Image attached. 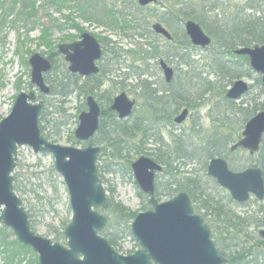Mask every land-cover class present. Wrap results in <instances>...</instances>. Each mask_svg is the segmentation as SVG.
<instances>
[{
	"label": "water",
	"instance_id": "obj_1",
	"mask_svg": "<svg viewBox=\"0 0 264 264\" xmlns=\"http://www.w3.org/2000/svg\"><path fill=\"white\" fill-rule=\"evenodd\" d=\"M158 1L139 0V4L148 6ZM152 30L172 40L171 33L163 25L154 24ZM185 31L196 47L205 49L212 44V39L194 21L186 23ZM58 50L65 56L72 74L84 78L99 74L97 62L102 59L103 50L92 35L84 33L80 41L62 44ZM234 53L249 58L250 67L261 75L264 88V45L239 48ZM29 65L31 84L42 94L50 95L52 90L44 75L52 71V63L34 54ZM160 68L166 83L170 84L175 76L174 69L165 61L160 62ZM249 90V85L240 80L229 89L226 97L238 101ZM36 100L34 92H21L10 115L0 122V225L12 230L21 244L35 252L39 264H227V259L219 254L209 228L195 215L186 193L162 203L156 200V176L163 172V166L147 156L138 158L131 168L137 186L149 196L152 209L138 214L131 225L140 250L128 256L119 254L101 235L108 219L100 211L108 210L110 204L98 174L101 148L91 142L100 128L102 110L99 103L93 96L86 99L87 111L80 114L74 137L78 142L89 144L77 148L64 147L44 138L39 126L43 104ZM135 106L136 101L123 92L115 97L111 110L120 120H126L133 114ZM188 117L189 111L185 109L175 118V124L182 125ZM263 138L264 111L247 122L242 139L231 151L241 148L255 155L261 149ZM22 147L31 148L35 154H50L55 160V170L67 187L73 213L65 230L66 245L54 243L32 230L23 202L14 191L13 174ZM208 174L239 203L248 202L251 195L258 200L264 199V178L258 168L233 172L226 160L215 158L209 164ZM261 237L264 240V230Z\"/></svg>",
	"mask_w": 264,
	"mask_h": 264
},
{
	"label": "trees",
	"instance_id": "obj_2",
	"mask_svg": "<svg viewBox=\"0 0 264 264\" xmlns=\"http://www.w3.org/2000/svg\"><path fill=\"white\" fill-rule=\"evenodd\" d=\"M221 1L226 4L222 5ZM156 5L166 7L165 11L160 13L154 8ZM31 7L33 8L32 4ZM103 17L114 26L135 31L141 38H147L150 41L148 49L146 48L138 55L135 54L140 58V61L154 60L160 62L164 60L169 65L176 62V69H174V80L170 84H167L165 80H160L158 83L150 82L148 79L140 82L138 87L140 93L136 94L140 96L143 103L140 114L134 111L127 120H120L117 114L111 110L113 102L111 95L106 96L104 101L102 94H99L103 85L101 78L105 75V70L102 69L97 76L87 78L84 85L79 86L81 89L75 87L76 83L80 81L77 75H68L65 78L69 81L75 80L76 83L73 82L75 85L73 87L79 95L86 97L91 95L98 98L97 101L102 108L100 128L93 139V142L101 148L98 159V174L101 182L107 184L106 174H123L132 177L131 166L134 160L141 156H148L163 166L162 174L167 178L164 186H160L158 180L156 182L155 196L159 202L165 195L174 197L182 192L187 193L192 198L198 187V176L194 172L187 176L188 171L184 172L185 168L199 166L200 174L206 175L210 160L216 157L227 160L232 153L231 146L240 140L241 136L239 130L231 126V118L220 113L219 123L213 125L210 132H202L203 126L201 125L193 126L194 133L191 135L200 141L187 144L183 142L181 134L176 135L175 133L171 134L170 142L164 140L161 127L170 126L173 128L175 118L185 109L190 112H198L205 104L207 95H212L215 91L213 84L207 79H203L198 71L197 63L193 57L199 48L192 45L185 32V24L194 21L211 37L212 45L210 48L212 52L209 60L213 62L215 72L218 70V74L227 79V86L229 87L242 77H250L252 73L248 58L237 57L234 51L238 48L264 45V0H249L244 6L236 2L232 3V0H159L157 4L146 7L141 6L139 0H123V8L119 9L114 5L107 7ZM154 23L165 26L172 34V40L168 41L156 35L152 31ZM80 31L83 32V30ZM159 40L163 41L164 45H159ZM108 52V49L104 48L105 57L109 55L110 52ZM226 56L236 59V63L243 60V68L242 66H230L231 61L224 59ZM158 63L156 65L159 67ZM146 76L147 74L144 73L140 75V78ZM64 82L57 83L58 89L52 85L50 87L52 94L61 95V97L69 96L72 91L65 94L68 86ZM257 83L260 87L259 95L262 98L264 97L262 82L258 79ZM121 87L123 86L121 85ZM121 90L125 89L121 88ZM252 90L253 87H250V92ZM226 94V88H224L222 95L226 97ZM263 110L264 103L254 104L252 108L245 111L244 121L247 123ZM41 123H43L42 114L40 116L42 135L47 140H55L54 138L58 134L48 133ZM61 126L63 124L60 125L58 122L54 124L56 128ZM195 130L199 131L196 132ZM70 141L77 144L73 135L70 137ZM150 145L154 146L155 149L150 148ZM261 149H264V145ZM99 161H103L105 164L100 166ZM195 164L196 166H194ZM52 172L53 174L56 173L54 168ZM20 179V174L14 172V191L16 193H24ZM109 191L112 192L110 188ZM138 194L145 201L142 211H147L148 206H150L149 197L142 192ZM205 201L213 213L232 226L233 231L228 234L230 239L235 241L241 237H246L247 240H251L246 234L248 231L246 229L250 225L246 218L234 214L226 215L227 218H225L223 207L219 202L214 203L208 198ZM109 203V209L106 214L104 213L108 218V225L101 232V235L109 241L118 253H122L120 241L125 235L132 236L131 224L138 214L131 212L121 203H115L111 198ZM28 216L32 230L36 232L37 224L31 220L32 217L29 213ZM68 225L63 223L61 227L53 228L50 232L54 236L53 242L66 245L65 230ZM6 231V227L0 228V249L6 255V264H18L20 258L25 260L26 264H39L37 254L30 247L21 244L17 238L9 240L10 237L14 236L13 232H10V236L5 238ZM134 241L136 242L135 239ZM227 251L230 254L226 256L225 250L222 247L219 248L220 254L228 257L229 264L253 263V258H248L250 252L254 258L258 259L257 256H254L255 251L252 249L234 246Z\"/></svg>",
	"mask_w": 264,
	"mask_h": 264
},
{
	"label": "rangeland",
	"instance_id": "obj_3",
	"mask_svg": "<svg viewBox=\"0 0 264 264\" xmlns=\"http://www.w3.org/2000/svg\"><path fill=\"white\" fill-rule=\"evenodd\" d=\"M248 1L232 0V3L236 2L244 6ZM220 3L226 4L224 1ZM113 5L121 9L123 0H0V122L10 115L16 98L21 92H34L37 96L36 103H42L44 106L43 123L41 124L45 126L48 133L58 134L54 138L55 140L49 139L48 141L64 147H87V143L76 141L77 144H75L70 141V137L74 136L78 128L80 114L87 111L86 99L88 96L79 95L75 91V87L81 89L80 87L84 85L87 78L78 76L80 81L77 83L74 79L65 80L68 75L73 74L69 72V64L65 61L64 55L60 54L58 50L59 45L80 41L84 33L95 37L102 49L107 48L110 52L107 57L103 54L102 60L97 63L101 70H105V75L101 78L103 85L99 94H102L105 101L106 96L111 95L114 99L117 95L125 92L130 99L136 101L135 112L140 114L143 103L140 96L136 95L140 93L138 88L140 82L148 79L150 82L158 83L160 80H164V77L156 65L159 61L147 60L143 62L137 56L149 48L150 41L147 38H141L135 31L114 26L109 20L104 19V10ZM154 8L163 13L166 7L156 5ZM230 11L232 10L230 9ZM158 43L161 46L164 45L161 40ZM211 52V48L208 50L199 49L195 51L193 59L197 63L201 77L213 84L214 94L207 95L205 104L198 112H190L188 120L182 126L175 124L173 128L170 126L161 127L160 130L166 142H170L172 133L181 134L183 142L187 144L200 141L191 135L194 133L193 126L201 125L203 126L202 132H210L212 126L219 123L220 113L231 118V126L239 130V135L242 137L246 125L245 111L252 108L254 104L264 103V97L260 98V87L257 83L258 79L261 80V75L251 70L250 77H242L236 81H245L250 87H253V90L240 100L232 101L234 103L230 104L228 101L231 100L223 96L222 91L226 88V92H228L236 81L231 86H227V79L219 75L218 70L215 72L214 64L209 60ZM114 53L116 54L113 55ZM34 54L41 55L53 64L52 71L44 75L46 84L49 87L54 85L58 89L57 83L65 80L64 83L68 86L65 94L72 91L69 96L45 95L31 84L29 59ZM224 59L231 61L230 66H242V68L244 66L243 60L236 63V59L230 56H226ZM170 66L176 69V62ZM144 73L147 76L140 78V75ZM73 82L76 83V86ZM121 88L125 90H121ZM96 99L98 100V98ZM55 122L63 124V126L56 128L54 127ZM149 147L155 149L154 146L150 145ZM227 161L232 171L257 167L263 169L264 174V149L254 156L247 151L238 150L231 153ZM103 164L105 162L99 161L100 166ZM190 167L185 168L184 172L188 171ZM53 168L55 170V160L52 155L35 154L29 147L19 149L15 172L21 176L20 181L24 193L16 194L22 200L26 212L31 215V220L37 224L35 233L51 241H54V236L50 234L53 228L61 227L63 223L70 224L73 217L67 187L56 170V173L53 174ZM195 168L199 169V166ZM163 175L160 174L157 178L160 186H164L167 180ZM105 178L107 184H104V187L109 199L111 198L115 203L123 204L133 213L146 212L142 211L145 201L138 194L141 191L133 176L106 174ZM109 188L112 192L109 191ZM220 194L222 193L220 192ZM174 197L165 195L161 202L169 201ZM258 206L264 209V201L260 204L250 202L248 206L238 210L239 212H235V214L246 218L249 223L262 221L264 214L261 215ZM150 209L151 206H148V210ZM103 213L106 214V212ZM2 227L5 226L0 225V228ZM258 227L250 225L249 230L258 232L259 229L264 228V225H262L263 228L258 229ZM10 232L12 230L7 228L4 237H9ZM14 239H16L15 235L9 238V240ZM134 239L131 235L123 237L120 241L122 255L128 256L140 249ZM241 240L245 241V238L241 237ZM255 242L250 240L248 245L251 246ZM5 257L3 250L0 249V264H6ZM18 264H26V261L20 258Z\"/></svg>",
	"mask_w": 264,
	"mask_h": 264
},
{
	"label": "flooded vegetation",
	"instance_id": "obj_4",
	"mask_svg": "<svg viewBox=\"0 0 264 264\" xmlns=\"http://www.w3.org/2000/svg\"><path fill=\"white\" fill-rule=\"evenodd\" d=\"M102 58H103V56H102ZM160 70H161V68H160ZM100 71H101V69H100ZM99 74H100V72H99ZM77 76H79V75H77ZM95 76H97V75H95ZM90 77H92V76H90ZM87 78H89V77H87ZM96 101H97V99H96ZM100 108H101V106H100ZM101 110H102V108H101ZM100 120H101V118H100ZM91 142H93V139ZM240 150H242V149H240ZM242 151H244V150H242ZM210 162H211V160H210ZM210 162H209V164H210ZM209 164H208V167H209ZM228 164H229V162H228ZM194 166H196V164ZM208 167H207V174L206 175L200 174V172L198 171L199 169L194 168V167H192L186 173V175L189 176L191 173L193 174V172H194V174L198 176V178H197L198 187L195 190L194 196L192 198H190V196L186 193L191 200L195 215H198L199 217H201L202 220L204 221V224L209 228V230L211 232V238H212L216 248L218 249V252H219L220 247H222L225 250L226 256L230 254V252L227 250L233 248L234 246H236L238 248H246L248 250L252 249L253 251H255L254 256H257L258 259L254 258L252 256V252H250L248 255V258L249 259L253 258V260H254V262L251 264H257V262H258V264H262V261H264V254H263L264 240L261 237V231L264 230V228L262 227V225H264V218L262 219V221L253 222L254 224L250 223V225H255L257 227L259 226L258 229L261 227L263 229H259L258 232L256 230L250 232V230H249L250 225L246 229V230H248L246 232V234L249 235V237L251 238V241L252 240L256 241L254 244H251V246L248 245V241H250V239L247 240L246 237H244L245 241L241 240V238L236 239L234 241V239L232 240L228 237L229 232L233 231L230 223H227L223 218H220L215 213H213L212 210L208 208V203L205 201V199L206 198L211 199L214 203L219 202L223 207L225 218H227L226 215H231V214L237 215V214H235V212H239L238 210L245 208L246 206L249 205L250 202H253L255 204H257V203L260 204L261 202L264 201V199L258 200L255 196L252 195L248 202L238 203L237 201H235L232 198L230 192L226 188L221 187L218 184V181L208 174ZM229 167H230V164H229ZM230 169H231V167H230ZM247 169H249V168H247ZM247 169L234 170V171L235 172H243ZM219 191L222 194H220ZM183 193H185V192H183ZM219 195H221V197H219ZM235 209H237V210H235ZM259 212L261 213V215L264 214V209L260 208ZM239 240H240V242H239ZM221 256L228 259V257H226L224 255H221ZM228 261H229V259H228Z\"/></svg>",
	"mask_w": 264,
	"mask_h": 264
},
{
	"label": "bare ground",
	"instance_id": "obj_5",
	"mask_svg": "<svg viewBox=\"0 0 264 264\" xmlns=\"http://www.w3.org/2000/svg\"><path fill=\"white\" fill-rule=\"evenodd\" d=\"M216 158H222V157H216ZM215 159V158H214ZM222 159H224V158H222ZM213 160V159H212ZM224 160H226V159H224ZM227 161V160H226ZM227 163H228V161H227Z\"/></svg>",
	"mask_w": 264,
	"mask_h": 264
}]
</instances>
